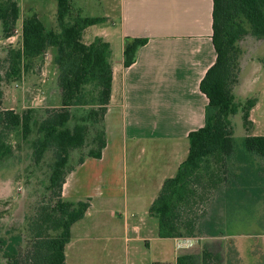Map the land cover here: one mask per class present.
<instances>
[{"label":"crops","instance_id":"0c3cea01","mask_svg":"<svg viewBox=\"0 0 264 264\" xmlns=\"http://www.w3.org/2000/svg\"><path fill=\"white\" fill-rule=\"evenodd\" d=\"M47 2L44 6L33 4L29 15L36 13L43 21L39 10L45 9ZM70 3L74 17L101 18L84 30L83 41L89 44L102 37L111 44L113 86L105 116L106 146L102 156L85 155L84 161L68 173L63 186L66 200L90 199L86 215L71 227L66 264L175 262L179 255L193 252L194 237H162L159 219L150 213V207L164 182L177 174L187 158L190 132L205 124L208 98L200 84L217 58L212 40L214 1ZM19 7L17 23L23 25L20 3ZM50 8H54L57 21L58 0L57 7ZM139 37L148 38V42L138 50L136 61L126 67L125 43ZM47 50L55 62L57 47ZM240 85L241 81L235 91ZM47 93L43 99H47L48 108L62 105L50 102ZM260 105L258 99L251 108V122ZM147 152L144 162L143 154ZM80 171L89 172L85 175L88 184L91 182L87 191L77 190L73 182Z\"/></svg>","mask_w":264,"mask_h":264},{"label":"trees","instance_id":"16d2710c","mask_svg":"<svg viewBox=\"0 0 264 264\" xmlns=\"http://www.w3.org/2000/svg\"><path fill=\"white\" fill-rule=\"evenodd\" d=\"M213 44L216 62L208 69L200 89L207 96L205 124L189 134L190 148L177 174L168 178L150 207L159 219L160 235L167 237L194 236L198 217L193 207L207 189L217 188L223 181L222 167L234 155L236 139L231 116L242 106L236 101L234 87L240 73L239 41L247 34L264 39V0H213ZM20 17L17 0H0V23L5 38L13 36ZM58 30L49 29L35 13L27 16L22 26V47L9 50L13 73L25 61L43 55L48 47L58 49L56 65L62 95L60 107L47 108L39 121L34 141L35 161L40 163L48 150H53L55 161L49 178V197L32 220L33 237L27 251L9 246L5 251L7 264H66L65 248L71 238L72 225L81 220L90 207V199L66 200L62 196L68 173L70 153L88 143L91 132L94 145L86 154L100 158L106 146L105 116L112 96L113 66L111 44L102 37L91 43L83 41L84 30L101 21L90 16H72L70 0H58ZM148 38L128 39L124 48V65H132L138 50ZM9 76V74H8ZM255 101L249 100L244 120L250 123V110ZM82 107L78 115L73 108ZM32 109L25 114L14 109L0 111V161L13 153L7 143L8 132L21 128L23 139L34 133ZM71 122H74L71 125ZM245 156L249 153L264 160V134L245 137ZM85 159L83 155L79 163ZM202 211V209H200ZM211 254L184 253L175 262L157 264H203Z\"/></svg>","mask_w":264,"mask_h":264},{"label":"rangeland","instance_id":"374dc122","mask_svg":"<svg viewBox=\"0 0 264 264\" xmlns=\"http://www.w3.org/2000/svg\"><path fill=\"white\" fill-rule=\"evenodd\" d=\"M35 1L19 0L23 18L29 15L33 4L44 6L48 1L47 7L39 11L45 25L58 30L54 8H50L57 7V0ZM22 26L19 21L13 36L5 38L0 23V111L14 109L25 114L34 110V133L23 139L20 127L10 130L7 143L12 146L13 153L0 161V264H7L5 251L9 246L27 251L32 245V220L39 208L48 202L49 178L55 161L53 150H48L40 163L34 156L38 123L49 104L43 96L48 92L50 102L62 104L57 84L59 71L51 51L25 61L26 70L20 66L17 74L13 73L12 63L8 61L9 50L22 47ZM238 44L242 50L241 69L234 94L242 106L231 116L237 151L222 167L223 181L219 187L207 189L193 207V216L198 217L196 235L183 236L194 237L196 248L190 253L202 255L207 251L211 254L203 264H264V160L258 155L245 156L241 152L247 135L264 134V39L249 33ZM240 81V88L235 91ZM258 99L261 105L253 112L254 123L248 124L244 113L249 100ZM73 111L79 116L85 114L82 107L73 108ZM95 135L93 130L85 147L71 151L68 168L76 166L80 158L96 146L92 141ZM143 157L146 162L148 152ZM86 173L89 172L80 171L74 176L77 190L87 191L91 187ZM129 174L131 177L130 171Z\"/></svg>","mask_w":264,"mask_h":264}]
</instances>
